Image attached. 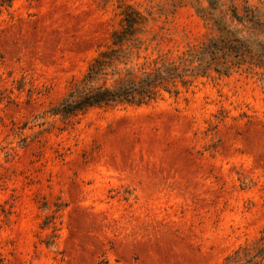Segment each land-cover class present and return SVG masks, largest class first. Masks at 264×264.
<instances>
[{
  "label": "rangeland",
  "instance_id": "374dc122",
  "mask_svg": "<svg viewBox=\"0 0 264 264\" xmlns=\"http://www.w3.org/2000/svg\"><path fill=\"white\" fill-rule=\"evenodd\" d=\"M196 6L0 0V264H227L260 237L264 70L69 122L47 114L112 47L127 8L144 18L135 61L151 70L216 35Z\"/></svg>",
  "mask_w": 264,
  "mask_h": 264
},
{
  "label": "trees",
  "instance_id": "16d2710c",
  "mask_svg": "<svg viewBox=\"0 0 264 264\" xmlns=\"http://www.w3.org/2000/svg\"><path fill=\"white\" fill-rule=\"evenodd\" d=\"M195 0L198 16L215 36L197 51L177 60L160 58L154 68L139 65L142 40L138 37L144 18L133 8L124 12L122 27L112 36V47L102 51L83 78L47 114L69 122L92 109L144 106L163 93L178 94L198 77L211 73L228 76L240 70H264V8L249 0ZM135 55L137 59L133 58ZM137 62H136V61ZM264 260V231L253 243L226 258L227 264H260Z\"/></svg>",
  "mask_w": 264,
  "mask_h": 264
}]
</instances>
